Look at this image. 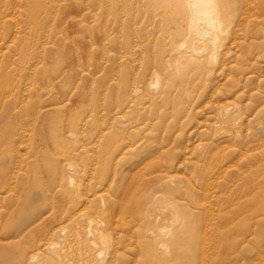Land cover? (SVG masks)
Returning <instances> with one entry per match:
<instances>
[{"label": "rangeland", "instance_id": "rangeland-1", "mask_svg": "<svg viewBox=\"0 0 264 264\" xmlns=\"http://www.w3.org/2000/svg\"><path fill=\"white\" fill-rule=\"evenodd\" d=\"M247 1L0 0V264H264Z\"/></svg>", "mask_w": 264, "mask_h": 264}, {"label": "bare ground", "instance_id": "bare-ground-1", "mask_svg": "<svg viewBox=\"0 0 264 264\" xmlns=\"http://www.w3.org/2000/svg\"><path fill=\"white\" fill-rule=\"evenodd\" d=\"M206 1H209V0H206ZM249 1V0H248ZM247 1V2H248ZM255 1V0H254ZM261 1V0H260ZM172 2V1H171ZM251 2V0L248 2V3H250ZM253 2V1H252ZM251 2V3H252ZM184 4H185V8H187L188 9V11L190 12V15H191V18H190V22H189V26H188V28H189V30L190 31H192V30H194L195 29V27L198 25V19H207V20H209V22L212 24V26L213 27H216V23L212 20V12H211V10H210V8H208L207 6V8H205L202 12L201 11H199L198 10V6H197V3L195 2V0H184ZM217 4V3H216ZM182 5V4H181ZM210 5H212V3H210ZM256 5V4H255ZM253 6H254V4H253ZM257 6V5H256ZM246 7V6H245ZM249 9V8H248ZM257 10H258V8H256ZM263 9V8H262ZM185 10V9H184ZM219 10V9H218ZM240 10V9H239ZM247 11V10H246ZM262 13V12H261ZM178 14V13H177ZM243 15L245 14V13H242ZM243 15H241V16H243ZM246 15V14H245ZM264 15V14H263ZM221 16H222V14H221ZM259 16H261V14H259ZM163 17V16H162ZM247 17H248V14H247ZM262 17V16H261ZM176 18V17H175ZM187 18H189V17H187ZM241 18V17H240ZM162 19V18H161ZM222 19V18H221ZM242 19V18H241ZM259 19V18H258ZM162 20H164V18L162 19ZM166 20V19H165ZM240 20V19H239ZM169 22V21H168ZM241 22V21H240ZM170 23V22H169ZM204 23V21L203 20H200V23H199V28H198V33H197V35H196V39L198 40V41H202L203 43H205V42H211V41H213V34L205 27V25L203 24ZM242 24H244V22L243 23H241V26H242ZM263 24V23H262ZM172 25V24H171ZM254 26V25H253ZM253 30V29H252ZM190 31H188V32H190ZM251 32V30H250V28H248V29H246V33H248V32ZM238 32V31H237ZM245 33V34H246ZM173 35H175L174 33H172ZM244 34V35H245ZM172 35V36H173ZM256 35V34H255ZM189 36H190V34H189ZM249 36H250V34H249ZM167 37V36H166ZM180 37V36H179ZM236 37V36H235ZM177 38V37H176ZM176 38H174V39H176ZM182 38V37H181ZM167 39V38H166ZM165 39V40H166ZM192 39V38H191ZM244 39H245V37H244ZM173 40V39H172ZM184 40V39H183ZM234 40L232 39V42H233ZM237 41V40H236ZM241 41H243V40H241ZM247 41V40H246ZM169 42V41H168ZM167 42V43H168ZM175 42V41H174ZM173 42V43H174ZM177 42V41H176ZM175 42V43H176ZM180 42V41H179ZM238 42V41H237ZM199 47V46H198ZM224 48V47H223ZM169 49V48H168ZM178 50V49H177ZM229 50H230V48H229ZM231 51V50H230ZM199 53H200V51H198ZM169 53V52H168ZM222 55H225V54H222ZM167 57V56H166ZM221 57H223V56H221ZM221 59V58H220ZM203 151V150H202ZM206 154V153H205ZM218 155H220V153L218 154ZM213 158V157H212ZM216 158V157H215ZM209 178H211V177H209ZM170 179V178H169ZM163 184V183H162ZM215 184V183H214ZM154 189V188H153ZM91 221V220H90ZM99 224V223H98ZM103 235H105L106 236V234H104V233H102ZM101 235V234H100ZM102 236V235H101ZM203 243V242H202ZM203 253H205V252H203Z\"/></svg>", "mask_w": 264, "mask_h": 264}]
</instances>
